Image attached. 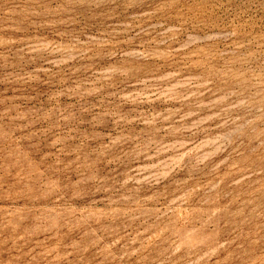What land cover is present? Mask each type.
Masks as SVG:
<instances>
[{
  "label": "rangeland",
  "instance_id": "374dc122",
  "mask_svg": "<svg viewBox=\"0 0 264 264\" xmlns=\"http://www.w3.org/2000/svg\"><path fill=\"white\" fill-rule=\"evenodd\" d=\"M0 264H264V0H0Z\"/></svg>",
  "mask_w": 264,
  "mask_h": 264
}]
</instances>
